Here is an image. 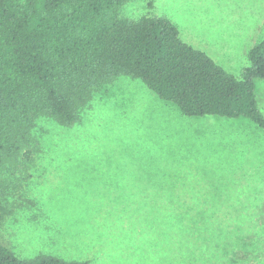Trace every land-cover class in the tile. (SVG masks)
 I'll return each mask as SVG.
<instances>
[{
	"label": "rangeland",
	"instance_id": "obj_1",
	"mask_svg": "<svg viewBox=\"0 0 264 264\" xmlns=\"http://www.w3.org/2000/svg\"><path fill=\"white\" fill-rule=\"evenodd\" d=\"M121 15L168 17L238 78L264 38V0H134ZM255 94L264 115V80ZM34 135L40 152L0 227L18 257L264 264V130L251 121L186 117L120 77L93 93L78 121L40 118ZM186 210L194 225L183 227Z\"/></svg>",
	"mask_w": 264,
	"mask_h": 264
},
{
	"label": "trees",
	"instance_id": "obj_2",
	"mask_svg": "<svg viewBox=\"0 0 264 264\" xmlns=\"http://www.w3.org/2000/svg\"><path fill=\"white\" fill-rule=\"evenodd\" d=\"M132 1L0 0V227L13 212L10 196L23 188L40 152L37 121L72 125L93 93L120 77L140 80L186 117L244 118L264 130L255 94L256 80H264V38L238 78L184 42L168 17H123ZM194 218L186 210L183 227ZM193 234L192 226L188 242ZM195 250L186 248L188 255ZM0 264L92 263L22 259L0 243Z\"/></svg>",
	"mask_w": 264,
	"mask_h": 264
}]
</instances>
